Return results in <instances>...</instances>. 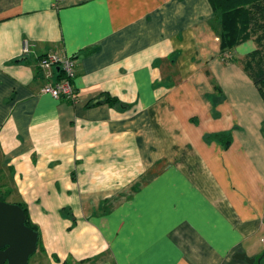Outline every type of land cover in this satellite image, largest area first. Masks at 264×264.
<instances>
[{
	"label": "crops",
	"instance_id": "0c3cea01",
	"mask_svg": "<svg viewBox=\"0 0 264 264\" xmlns=\"http://www.w3.org/2000/svg\"><path fill=\"white\" fill-rule=\"evenodd\" d=\"M221 29L212 0H0V200L27 206L47 264L264 255L256 42L223 51ZM52 52L77 60L75 100L41 91Z\"/></svg>",
	"mask_w": 264,
	"mask_h": 264
},
{
	"label": "trees",
	"instance_id": "16d2710c",
	"mask_svg": "<svg viewBox=\"0 0 264 264\" xmlns=\"http://www.w3.org/2000/svg\"><path fill=\"white\" fill-rule=\"evenodd\" d=\"M212 2L216 18L222 25L220 38L223 51L254 37L256 48L246 55L242 63L264 99V0H221V3L212 0ZM105 99L109 101L110 97L105 96ZM209 139L218 140L227 148L232 143V134L229 131L219 132L209 135ZM19 205L27 216L26 224L38 231L30 219L27 206L21 203ZM258 258L263 264L264 255Z\"/></svg>",
	"mask_w": 264,
	"mask_h": 264
},
{
	"label": "water",
	"instance_id": "95a60500",
	"mask_svg": "<svg viewBox=\"0 0 264 264\" xmlns=\"http://www.w3.org/2000/svg\"><path fill=\"white\" fill-rule=\"evenodd\" d=\"M24 209L17 203L0 200V264H28L38 249L39 234L26 224ZM249 263L261 264V259L236 255Z\"/></svg>",
	"mask_w": 264,
	"mask_h": 264
},
{
	"label": "built area",
	"instance_id": "2783aa9c",
	"mask_svg": "<svg viewBox=\"0 0 264 264\" xmlns=\"http://www.w3.org/2000/svg\"><path fill=\"white\" fill-rule=\"evenodd\" d=\"M24 51H29L28 46ZM77 60L74 56L61 55L56 52L45 54L40 58L39 66L50 74L55 66H59L63 72L62 77L55 83L48 82L42 87V92L49 93L55 98L75 100L76 92L72 80L76 75Z\"/></svg>",
	"mask_w": 264,
	"mask_h": 264
},
{
	"label": "rangeland",
	"instance_id": "374dc122",
	"mask_svg": "<svg viewBox=\"0 0 264 264\" xmlns=\"http://www.w3.org/2000/svg\"><path fill=\"white\" fill-rule=\"evenodd\" d=\"M28 264H47V260L44 259L40 252H37L33 256H31Z\"/></svg>",
	"mask_w": 264,
	"mask_h": 264
}]
</instances>
